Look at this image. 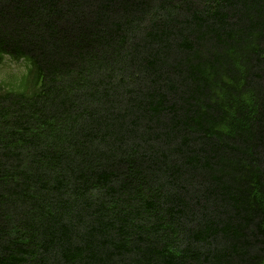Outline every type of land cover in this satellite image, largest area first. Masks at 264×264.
<instances>
[{"label":"trees","instance_id":"16d2710c","mask_svg":"<svg viewBox=\"0 0 264 264\" xmlns=\"http://www.w3.org/2000/svg\"><path fill=\"white\" fill-rule=\"evenodd\" d=\"M0 264H264V0H0Z\"/></svg>","mask_w":264,"mask_h":264},{"label":"rangeland","instance_id":"374dc122","mask_svg":"<svg viewBox=\"0 0 264 264\" xmlns=\"http://www.w3.org/2000/svg\"><path fill=\"white\" fill-rule=\"evenodd\" d=\"M23 70V63L16 61L10 56L5 55L0 63V79L5 76L7 72H20Z\"/></svg>","mask_w":264,"mask_h":264}]
</instances>
